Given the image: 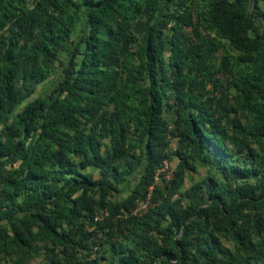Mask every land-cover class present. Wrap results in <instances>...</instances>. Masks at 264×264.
I'll return each mask as SVG.
<instances>
[{
  "label": "trees",
  "instance_id": "16d2710c",
  "mask_svg": "<svg viewBox=\"0 0 264 264\" xmlns=\"http://www.w3.org/2000/svg\"><path fill=\"white\" fill-rule=\"evenodd\" d=\"M34 241L45 264H264V0H0V264Z\"/></svg>",
  "mask_w": 264,
  "mask_h": 264
},
{
  "label": "rangeland",
  "instance_id": "374dc122",
  "mask_svg": "<svg viewBox=\"0 0 264 264\" xmlns=\"http://www.w3.org/2000/svg\"><path fill=\"white\" fill-rule=\"evenodd\" d=\"M81 24H82V22H80L79 27L81 26ZM187 30L190 31L189 28ZM203 34H205L204 31H203ZM221 55H222V51L219 50L216 53V56L212 59V62H215V64H217L218 59ZM65 61H66V53L65 52H59L58 61L53 65L49 76L37 85L33 95L30 98L23 101L22 103H20L15 108V110L11 116H13L15 113L20 111L27 101L34 99L38 96H43L44 94L52 91L53 87L61 80V78L63 76V66H64ZM224 79H225V76H223V80ZM230 104H232V102H230ZM165 115L168 118L169 122L172 123L174 118H175V112L173 110L169 111V112H165ZM175 145H176V140L174 138H172L171 145H170L171 148H174ZM176 162H177V159L174 157L169 162L168 168L161 172V175H160L159 179L157 180V183L158 182L162 183V180L166 181L167 179L170 178L171 172L174 169ZM206 169H207L206 166L202 165L201 163H197V166L194 170H189L185 174V181H184V185L181 188V190L183 191V190L189 188L191 186V184L201 180L206 174ZM95 175H97L96 172H95ZM138 178H139V171L136 170L134 173H132L131 175L126 177V179L123 180L119 184L121 192L119 194H113L111 196V199L112 200L124 199L130 193L131 189L136 184ZM49 244H50V242L34 241L33 246L35 247V250H37L36 256L22 258L20 256L14 255L12 257L11 261L9 259V263L10 264H45L44 255L46 253V246ZM85 253H86V251H85ZM102 254H103V249H101L95 253H94V250H92L90 255H91V257L96 256L100 260V264H103L104 260H102L100 258ZM91 257H89V258H91Z\"/></svg>",
  "mask_w": 264,
  "mask_h": 264
},
{
  "label": "built area",
  "instance_id": "2783aa9c",
  "mask_svg": "<svg viewBox=\"0 0 264 264\" xmlns=\"http://www.w3.org/2000/svg\"><path fill=\"white\" fill-rule=\"evenodd\" d=\"M168 164L169 162L164 160L163 166L158 170L157 175L155 176V180H158L161 175V172L168 168ZM151 189L152 187L150 186L148 192L142 198L136 201L135 207L132 209V213H142L146 211V209L150 206L152 196Z\"/></svg>",
  "mask_w": 264,
  "mask_h": 264
}]
</instances>
